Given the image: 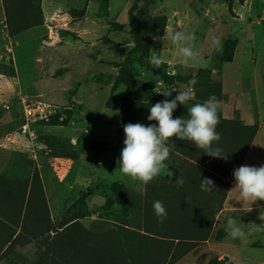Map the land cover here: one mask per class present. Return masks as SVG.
<instances>
[{"label": "rangeland", "instance_id": "obj_1", "mask_svg": "<svg viewBox=\"0 0 264 264\" xmlns=\"http://www.w3.org/2000/svg\"><path fill=\"white\" fill-rule=\"evenodd\" d=\"M134 1L0 0V176L24 186L37 171L47 208L36 218L37 196L30 228L10 242L0 264H207L211 259L264 264V200H248L257 207L213 220L206 239L211 208L199 203L212 199L214 188L227 186L217 174L234 176L240 157L238 166L264 165V0H137L133 13L141 41L163 62L158 68L149 63L148 69L131 58L142 85L129 121L157 124L147 120L149 107L174 98L176 92L171 97L162 92L185 87L193 77V98L178 102L173 118L187 119V109L210 95L223 101L216 126L220 139L212 144L223 157L172 137L166 142V167L146 184L118 167L123 142L114 148L124 91L113 92L107 104L110 85L91 80L112 73L134 46L128 18ZM155 17L160 34L152 30ZM177 28L195 37L197 61L181 57L180 45L166 37ZM213 37L222 50L213 46ZM232 72L240 74L230 79ZM21 98L49 109L27 131ZM253 124L258 127L248 143L245 126ZM204 178L215 187L202 189ZM154 201L167 213L162 222ZM229 217L243 229L241 240L225 231ZM46 221L62 227L42 233ZM32 233L36 238L25 241Z\"/></svg>", "mask_w": 264, "mask_h": 264}, {"label": "clouds", "instance_id": "obj_2", "mask_svg": "<svg viewBox=\"0 0 264 264\" xmlns=\"http://www.w3.org/2000/svg\"><path fill=\"white\" fill-rule=\"evenodd\" d=\"M165 35L173 44L180 45L178 54L181 57L192 61L199 59L200 52L192 44L195 39L193 35L178 28L167 30ZM212 43L218 51L222 50L219 38L213 37ZM162 62V57L156 52L151 53L149 63L158 68ZM196 83L197 80L193 77L185 87H172L162 92L165 97H171L173 92L177 94L170 100L164 99L149 107L147 120L157 121V124L129 122L123 126L124 147L118 160V167L123 175L145 184L151 181L166 167L164 161L170 154L166 142L172 137L190 140L198 148L205 149L206 154L210 156L223 157L219 149L212 148L213 142L220 139L216 126L219 123L218 111L222 107V100L210 95L203 103H195L187 109V119L184 116L173 118L178 102L185 105L193 98V86ZM168 175L171 177L174 173L169 170ZM233 175L234 188L238 189L243 200H264V165H241L234 169ZM176 182L182 185L183 179L177 177ZM210 187H215L214 181L210 178L202 179L201 188L210 190ZM153 208L162 222L167 215L162 202L154 201ZM225 231L233 239L243 238L245 235L243 229L231 217L227 219Z\"/></svg>", "mask_w": 264, "mask_h": 264}, {"label": "trees", "instance_id": "obj_3", "mask_svg": "<svg viewBox=\"0 0 264 264\" xmlns=\"http://www.w3.org/2000/svg\"><path fill=\"white\" fill-rule=\"evenodd\" d=\"M136 2L137 0H135L132 3L128 12L129 33L132 36L134 46L130 50H128L127 53L125 54V58L119 64L117 73L115 75H110L106 73H97L91 77V80L94 83L110 84V96L107 101V104H109L110 102L112 93L116 90V88L120 84L124 85L125 87L124 93L122 94L121 97L122 104H121L120 135L116 139V145L114 148L115 150L118 149V147L124 140L125 134L123 131V126L130 122L129 119H130L131 102L132 100L138 99L137 91L139 89V85H142V81L137 78V76L132 72L130 68L131 58L134 57L140 65L145 66L148 69H152L151 65L149 64L150 47L149 45L144 44L141 41L142 33L137 18L133 13L136 8ZM159 19H160L159 17H155L152 21V30L157 34H160L162 31L161 25L159 23ZM227 46L229 52V56L227 57V60L229 61L231 58L233 42L230 41ZM171 80L172 78L169 79L168 81ZM257 127L258 126L256 124L245 126L246 130H250L251 132L250 137L248 139V143L251 140L252 136H254V134L256 133ZM240 162H241V157L238 159L236 167H239L238 165H240ZM232 177L229 179L232 180ZM14 181L17 182V180ZM14 181L5 179L4 177L0 176V257L6 253L7 251L6 247L10 244L12 240L19 239L20 237H22L21 235L24 229L26 227L27 229L30 228V226L28 225V217L30 215V209L32 208V206H35L34 204L37 202L36 200L37 196L39 199L38 201L40 202V206L38 204L39 208L36 218H39L43 212L47 214L45 197L38 172L34 171L32 173L29 185L25 184L24 186H21L20 182L15 184ZM222 195L223 196L219 202L218 207H209L211 208V211H210L209 219L207 220L208 230L205 239L208 236L213 220H215L218 211H220L221 209V201L225 195V192ZM79 200L82 201L84 200V194H81ZM7 206H8L7 210H10L11 212L10 217L6 216L5 213V207ZM55 227L61 228L62 226L61 225L53 226L51 224H48V221H46L42 233L53 232L54 231L53 228ZM28 236L30 238L28 239L26 238L25 241L27 242L33 241L36 238V236L33 235V233L32 235L30 234ZM179 242L180 240H178L177 238L176 244ZM172 253L173 251L171 252V255ZM44 255L45 253L43 252L41 257H44ZM121 262L122 264L123 263L129 264V260L126 261L121 260ZM207 264H232V263L227 259L224 260L211 259Z\"/></svg>", "mask_w": 264, "mask_h": 264}, {"label": "crops", "instance_id": "obj_4", "mask_svg": "<svg viewBox=\"0 0 264 264\" xmlns=\"http://www.w3.org/2000/svg\"><path fill=\"white\" fill-rule=\"evenodd\" d=\"M118 68L113 67L112 73H106V72H100V73H106L110 75H115L117 73ZM235 72H232V75L230 76V79H233V76H238L240 72H237V74H233ZM110 85V84H108ZM117 91H124L125 87L124 85L120 84L117 88ZM116 90L114 92H116ZM246 160V159H245ZM218 177H221V183L226 184L227 186L224 187H216L213 189V194L215 195L212 199H208L206 201L199 200V203H205L209 207H218L219 202L222 198V194L225 195L221 201V209L218 211L215 220H217L221 215L225 214L227 211H239V209H255L257 205L255 204H249V201L243 200L240 196V193L238 189L235 187V179L230 180L229 178L223 177L220 174H217ZM194 203H196V200H193ZM240 239V238H239ZM241 240V239H240ZM262 244V243H261ZM264 245V244H262Z\"/></svg>", "mask_w": 264, "mask_h": 264}, {"label": "built area", "instance_id": "obj_5", "mask_svg": "<svg viewBox=\"0 0 264 264\" xmlns=\"http://www.w3.org/2000/svg\"><path fill=\"white\" fill-rule=\"evenodd\" d=\"M20 110L24 116L25 123L22 125L24 131L28 130L29 123L48 116L49 109L37 102L28 101L26 98H21Z\"/></svg>", "mask_w": 264, "mask_h": 264}]
</instances>
